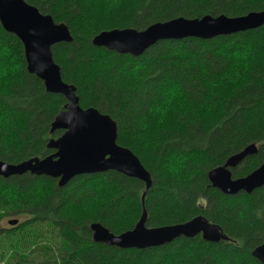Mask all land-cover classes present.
<instances>
[{"label":"trees","instance_id":"16d2710c","mask_svg":"<svg viewBox=\"0 0 264 264\" xmlns=\"http://www.w3.org/2000/svg\"><path fill=\"white\" fill-rule=\"evenodd\" d=\"M72 40L51 46L62 80L82 108L117 123V144L151 174L144 183L109 170L57 179L29 172L0 176V264H261L251 250L264 240V186L224 195L207 172L250 143L258 150L231 169L247 175L264 161V25L210 39L160 40L141 55L91 44L100 31L142 30L176 17L244 15L264 0H25ZM66 103L26 70L23 46L0 25V160L18 163L53 152L50 124ZM142 209L158 227L202 215L228 237L219 242L180 237L171 243L118 248L94 242L98 222L114 234L132 229Z\"/></svg>","mask_w":264,"mask_h":264},{"label":"water","instance_id":"95a60500","mask_svg":"<svg viewBox=\"0 0 264 264\" xmlns=\"http://www.w3.org/2000/svg\"><path fill=\"white\" fill-rule=\"evenodd\" d=\"M0 25L22 43L27 72L42 81L45 91L61 94L66 100L50 124V132L63 130L58 137L48 140L47 148L53 152L18 163L0 160V176L7 178L29 172L56 178L57 185L62 187L77 175L114 170L144 183L143 205L145 194L152 185L151 174L129 148L117 144V123L110 115L101 113L95 107L82 108L79 105L75 86L62 80L60 66L53 59L51 46L72 40L67 25L56 23L51 15L41 13L25 0H0ZM262 25L264 9L233 17L222 14L198 18L180 16L152 23L142 30L127 27L100 31L91 38V44L120 54L139 56L160 40L186 37L210 39ZM257 150V145L250 143L229 155L223 164L211 168L206 174L211 186L224 195L249 194L264 186V161L245 176L233 178L231 173V169ZM146 216L145 209H142L134 227L120 234L93 222L89 226L92 239L108 246L137 249L162 246L180 237L191 239L198 235L208 242L228 240L221 226L209 222L202 215L183 223L158 227H147ZM17 222V218L7 221L12 226ZM250 254L264 264V240Z\"/></svg>","mask_w":264,"mask_h":264},{"label":"rangeland","instance_id":"374dc122","mask_svg":"<svg viewBox=\"0 0 264 264\" xmlns=\"http://www.w3.org/2000/svg\"><path fill=\"white\" fill-rule=\"evenodd\" d=\"M54 138H56V137H54ZM13 218H17V217H5V218H3L1 221H0V226L1 227H8V226H10L8 223H7V221L9 220V219H13ZM19 220V219H18Z\"/></svg>","mask_w":264,"mask_h":264}]
</instances>
